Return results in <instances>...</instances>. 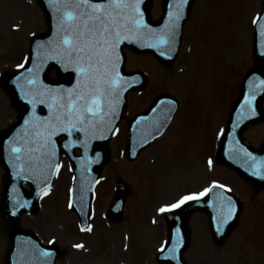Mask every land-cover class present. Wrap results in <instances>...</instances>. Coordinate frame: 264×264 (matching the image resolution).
<instances>
[{"label":"rangeland","instance_id":"rangeland-1","mask_svg":"<svg viewBox=\"0 0 264 264\" xmlns=\"http://www.w3.org/2000/svg\"><path fill=\"white\" fill-rule=\"evenodd\" d=\"M162 2L152 0L154 19L161 15ZM261 5L262 0H195L171 67L152 54L125 50L126 69L146 72L149 86L129 94L124 119L111 142L112 159L95 189L90 228L82 230L69 207L73 172L66 157H62L54 186L41 200L38 213L21 217L23 227L33 229L45 243L57 242L65 251L56 264H161L156 255L167 240L168 227L165 212L158 209L201 193L214 183L243 200L241 220L224 242L217 243L208 216L193 213L191 246L185 253L188 263L264 264V190L256 193L216 161L230 108L253 64V19ZM46 31L37 0H0V130L9 127L18 114L2 77L25 64L31 40ZM165 92L179 101L175 122L137 160H128L124 152L128 120ZM245 136L259 145L264 139V123ZM4 173L0 164V188ZM118 177L132 186V192L123 220L113 223L106 214ZM6 248L7 239L0 232V264H4Z\"/></svg>","mask_w":264,"mask_h":264},{"label":"water","instance_id":"water-1","mask_svg":"<svg viewBox=\"0 0 264 264\" xmlns=\"http://www.w3.org/2000/svg\"><path fill=\"white\" fill-rule=\"evenodd\" d=\"M38 1L45 12L48 31L37 35L31 42L30 58L26 67L18 72H7L3 76V85L11 93L19 109L17 122L9 130L0 132V162L6 170L0 202V215L3 216L0 221V230L8 237L6 264H56V259L62 255L56 244L44 245L33 231L20 226L22 213H36L41 196L52 187L57 171L56 164H60L61 155L65 153L68 156L75 172L72 204L84 228L88 226L95 184L100 177L101 170L111 157L109 141L114 131L105 128H99L95 138H90L83 132H74L71 137L66 133L53 136L52 147L55 150L53 156L46 154L52 151V147L47 150L29 151L37 147V128L34 127L36 121L33 118V112L44 120L51 115V110L48 108L50 101L47 98L44 104L36 103L35 107L28 102L32 99L31 90L36 87L26 83V78H33L28 69H33L34 72L38 69L35 78L52 89L70 88L77 79L71 69L63 72V65L50 59L52 54L50 49L55 47L50 42L58 38L60 17L57 11L58 0ZM151 1L142 0L140 10L145 23L155 35L148 34L146 30V34L139 42L126 41L120 45L123 58L119 66L120 70L126 79H135L137 83L122 93L117 116L109 125L114 130L127 106V93L131 90L143 89L147 84L143 73L124 70L126 61L124 48L128 47L137 52H151L164 64H172L179 50L184 22L194 2V0H187V3L181 5L180 0H164L163 16L153 21L150 15ZM169 13L173 14L172 17ZM177 13H179V19L175 18ZM262 13H264V5ZM170 20L175 23L174 37L170 32ZM260 23L264 24V18L260 20ZM161 35L167 37L168 44L157 48L140 46L155 43ZM253 56V67L244 77L240 95L230 112L222 145L217 153V160L236 171L251 186L260 189L264 188V142L259 148H254L243 136L246 129L264 121V35H261L258 24L254 33ZM53 69L59 73V78L49 77ZM26 94H28L27 98ZM177 104L174 98L161 96L148 112L137 115L131 121L126 147L130 159H136L142 149L166 131L175 115ZM25 121L29 123L26 124ZM61 136H64L63 140H60ZM84 141L86 145L82 147L81 142ZM13 148H20L21 151L13 152ZM77 148L80 149V155L76 153ZM26 176L32 178L25 179ZM25 183L30 185V189L25 188ZM129 192L130 186L119 179L116 195L108 211V216L113 221L119 222L123 218ZM229 198L233 206V214L226 223L222 224L221 216L227 212ZM195 210L207 213L212 231L221 241L237 226L242 202L224 188L213 187L206 199L190 202L177 212H168L170 237L165 249L158 255L160 262L186 264L183 254L188 247L190 237L187 223L189 215ZM174 247L176 249L175 258L172 253ZM44 253H51V255H44Z\"/></svg>","mask_w":264,"mask_h":264},{"label":"snow or ice","instance_id":"snow-or-ice-1","mask_svg":"<svg viewBox=\"0 0 264 264\" xmlns=\"http://www.w3.org/2000/svg\"><path fill=\"white\" fill-rule=\"evenodd\" d=\"M141 2L142 0H58V38L50 42L55 45L50 49V59L65 66L66 71L71 69L76 74L77 81L70 88L52 89L35 78L38 69L35 72L28 69L33 78H26V83L36 86L31 90L32 99L28 102L35 107L36 103L44 104L47 98L50 101L48 108L51 110V115L44 120L33 112L36 121L34 127L37 128V147L29 151L49 149L53 145L52 137L59 133H66L71 137L74 132H83L90 138H95L99 128L114 131L109 125L117 116L122 93L137 83L135 79H126L120 70L123 59L120 45L126 41L139 42L146 30L148 34L155 35L143 19ZM185 3L187 0H180L181 5ZM172 15L169 13L170 17ZM175 18L179 19V13ZM262 18L264 13L258 14L253 23L259 25L261 35H264V24L260 23ZM169 23L171 35L174 37L175 23L173 20ZM165 44H168V39L161 35L155 43L140 46L157 48ZM18 67L23 68L24 65ZM85 145L86 141L81 142L82 147ZM12 151L19 153L21 149L13 148ZM46 154L53 156L54 147ZM209 164L211 165V160ZM56 168H59V164H56ZM214 187L224 186L214 184ZM211 190L206 188L201 193L183 196L175 204L162 206L158 211L164 213L178 208L186 201L199 199ZM71 206L70 203L69 207ZM232 214L233 206L229 198L227 212L222 214L221 223H226ZM175 251L174 247L173 258Z\"/></svg>","mask_w":264,"mask_h":264},{"label":"bare ground","instance_id":"bare-ground-1","mask_svg":"<svg viewBox=\"0 0 264 264\" xmlns=\"http://www.w3.org/2000/svg\"><path fill=\"white\" fill-rule=\"evenodd\" d=\"M225 52L227 53L228 51L226 50Z\"/></svg>","mask_w":264,"mask_h":264}]
</instances>
